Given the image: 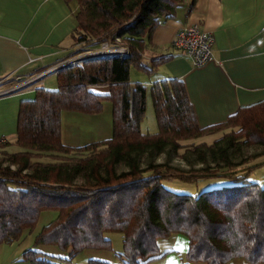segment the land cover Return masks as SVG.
<instances>
[{
    "label": "trees",
    "instance_id": "1",
    "mask_svg": "<svg viewBox=\"0 0 264 264\" xmlns=\"http://www.w3.org/2000/svg\"><path fill=\"white\" fill-rule=\"evenodd\" d=\"M65 1L77 4L75 44L93 48L120 37L130 54L62 68L56 90L37 88L33 99L21 101L13 140L0 142V245L20 240L44 213L54 211L57 217L42 228L35 246L57 247L67 263L85 250L113 251L109 235L120 234L119 264H150L168 253L161 254L160 240L181 234L189 241L186 264L238 259L264 264V184L250 179L264 167L251 162L264 154H245L264 149V100L202 128L183 80L135 83L130 93L131 68L152 75L172 59H148L146 53L156 30L177 16L185 0ZM101 87L108 92L94 91ZM148 94L155 134L141 129ZM105 102L112 104L113 136L81 147L65 145L63 112L99 115ZM212 135L219 136L212 144L196 142ZM12 146L21 151L7 152ZM165 154L183 158L188 168L159 163ZM46 156L55 162H33ZM223 176L235 184L197 196L175 193L165 184ZM39 255L33 249L25 258L46 262Z\"/></svg>",
    "mask_w": 264,
    "mask_h": 264
},
{
    "label": "crops",
    "instance_id": "2",
    "mask_svg": "<svg viewBox=\"0 0 264 264\" xmlns=\"http://www.w3.org/2000/svg\"><path fill=\"white\" fill-rule=\"evenodd\" d=\"M192 2L185 0L177 16L156 30L146 56L148 59L172 56V59L150 75L157 79L142 84L149 86L170 78L183 80L197 121L205 128L224 123L241 107L264 100V0H196L193 6ZM76 10V3L68 4L65 0H0V82L3 81L0 91L16 86L17 76L40 74L78 54L83 46L71 38L78 26ZM191 25H198L214 37L212 60L201 68H193L191 61L173 45L181 29ZM34 90L30 86L0 97V142L13 140L20 103L33 99ZM94 91L104 94L108 89L101 87ZM29 94L33 97L29 98ZM38 226L32 232L25 231L20 240L0 245V264L120 263L116 254L113 258L109 251L96 250L83 251L80 254L86 255L83 261L76 263L75 259L67 263L64 260L67 254L60 249L35 246L36 236L43 228ZM181 243L180 250L185 252L188 247V252V239ZM174 247L163 249L159 245L161 254L173 252ZM33 249L42 254L37 259L46 262L26 259L25 254ZM232 264L249 263L238 259Z\"/></svg>",
    "mask_w": 264,
    "mask_h": 264
},
{
    "label": "rangeland",
    "instance_id": "3",
    "mask_svg": "<svg viewBox=\"0 0 264 264\" xmlns=\"http://www.w3.org/2000/svg\"><path fill=\"white\" fill-rule=\"evenodd\" d=\"M181 7V6H180ZM179 7V8H180ZM179 11V9H178ZM177 11V12H178ZM83 46V45H81ZM100 46L93 47L91 49L97 50ZM88 49V48H87ZM82 50H78L77 53L81 52ZM83 51L80 53L82 54ZM79 54V55H80ZM96 59L95 57L90 58ZM163 70V69H162ZM39 74V73H38ZM45 78V77H44ZM43 78V80H44ZM46 81L44 82V87L47 90L54 91L57 89V79L55 74H49L46 76ZM157 79V77L150 78V75L144 73L142 71H137L134 68H131L130 71V81L132 85L129 87L130 93L133 92V87L135 83H143L148 81H153ZM42 79L36 82L31 87L33 88H41L42 87ZM35 91V90H34ZM32 94L27 95L29 98H32ZM104 104V111L99 115H83L74 112H63L62 114V141L65 145L70 147H81L86 146L92 143L99 142L100 140L110 139L113 136V126H112V104L110 102H105ZM133 107L127 111L128 114L133 113ZM142 132L145 134H155L158 132V125L155 118L153 102L151 100L150 94L147 96L146 100V112L144 118L141 123ZM219 136H207L206 138H201L196 140L197 143H208L212 144L215 139ZM7 152H19L21 151L17 146H12L6 149ZM2 152L4 149L0 148V157L3 156ZM246 156L250 155H258L264 154L263 148L253 147L245 152ZM264 156V155H263ZM257 157V158H259ZM255 158V159H257ZM157 161L159 163L169 162L172 165L180 166L182 168H188L184 159L177 157L175 154L173 155H162L160 156ZM33 162H40V163H52L55 162L52 158L46 156L41 159L34 160ZM264 162V158H259L257 160L252 161L251 165ZM250 179L254 182H263L264 184V167L258 168L251 173ZM165 184L171 189V191L178 193V194H189L197 196L202 192L222 188L226 186H231L235 184L234 180L228 177H215V178H203L197 182H182L179 180H171L165 182ZM57 217V213L54 211H49L44 213L39 222L40 227H44L45 225L49 224L52 220ZM109 237L112 240V248L113 251L109 253L112 257L113 254L122 250L123 242H122V235L120 234H111ZM183 238V239H181ZM182 240H187L184 235L176 234L170 238L162 239L159 241L160 247L165 249L169 247H174L172 245L176 244L177 246L174 247L173 252L171 251L165 257H162L160 260L153 261L154 264H185V253L187 252L188 247L186 248L185 252L181 251L180 248H183V244L181 243ZM57 248V247H56ZM66 255V253H64ZM86 255H80L76 258V263L83 261V258ZM114 258V257H113ZM232 264V263H231Z\"/></svg>",
    "mask_w": 264,
    "mask_h": 264
},
{
    "label": "built area",
    "instance_id": "4",
    "mask_svg": "<svg viewBox=\"0 0 264 264\" xmlns=\"http://www.w3.org/2000/svg\"><path fill=\"white\" fill-rule=\"evenodd\" d=\"M173 45L182 55L191 61L193 68H201L209 64L212 60L214 37L211 33L201 29L198 25H191L181 29V31L175 36ZM80 50L83 51L82 54H80L82 52L81 51L71 59L54 67L48 68L40 74L29 77H15L14 80L17 82V85L8 90H1L0 97L21 92L23 89L34 85L36 82L40 81L49 74L57 75L62 68L84 62L93 57H128L130 54L129 48L123 44L120 37H115L112 42L102 43L97 50H93L91 48L87 49L85 47L80 48ZM2 83L3 81L0 82V84Z\"/></svg>",
    "mask_w": 264,
    "mask_h": 264
}]
</instances>
